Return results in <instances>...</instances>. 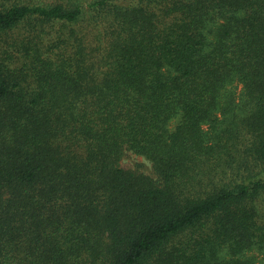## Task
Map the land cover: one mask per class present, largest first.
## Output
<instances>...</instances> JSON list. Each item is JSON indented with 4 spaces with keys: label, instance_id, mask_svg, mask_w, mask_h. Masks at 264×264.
Returning a JSON list of instances; mask_svg holds the SVG:
<instances>
[{
    "label": "trees",
    "instance_id": "obj_1",
    "mask_svg": "<svg viewBox=\"0 0 264 264\" xmlns=\"http://www.w3.org/2000/svg\"><path fill=\"white\" fill-rule=\"evenodd\" d=\"M0 264H264V0L0 3Z\"/></svg>",
    "mask_w": 264,
    "mask_h": 264
},
{
    "label": "rangeland",
    "instance_id": "obj_2",
    "mask_svg": "<svg viewBox=\"0 0 264 264\" xmlns=\"http://www.w3.org/2000/svg\"><path fill=\"white\" fill-rule=\"evenodd\" d=\"M6 1H11V0H0V3H4ZM23 27V28H22ZM15 32H21L23 31V34L25 33V28L23 24H19L14 28ZM10 50V47H9ZM18 53L14 52L15 57L13 58L15 62H18L19 60L16 58ZM236 91L238 92L237 94L240 93L241 91V86L240 84L237 85ZM120 166L126 169H134V170H139L143 172L146 175L155 177V173L153 171L152 167V162L146 158L144 155L137 154L131 150H126L122 158L120 159Z\"/></svg>",
    "mask_w": 264,
    "mask_h": 264
}]
</instances>
